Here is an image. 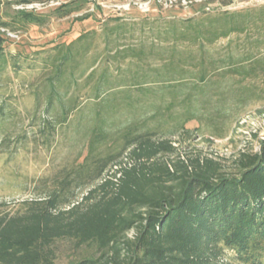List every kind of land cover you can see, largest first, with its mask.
Returning <instances> with one entry per match:
<instances>
[{"label":"trees","instance_id":"1","mask_svg":"<svg viewBox=\"0 0 264 264\" xmlns=\"http://www.w3.org/2000/svg\"><path fill=\"white\" fill-rule=\"evenodd\" d=\"M5 2L0 0V66L7 62V35L19 22L4 19ZM253 13L227 12L154 28L149 48L119 46L108 54L101 74L99 55L80 75L72 71L95 31L55 46L58 53L44 60L55 71L47 79L46 112H60L52 117L55 122L46 121L48 129L69 125L74 113L84 111L90 99L84 100L81 88L94 84L98 103L110 100L85 130L88 153L72 171L73 180L84 186L99 183L78 202L73 193V199L61 193L72 182L65 178L62 189L48 198L27 202L24 213L0 216V264H55L54 245L63 239L103 252L100 263L77 264H264V142L259 154L238 157L232 175L207 157L171 159L178 150L175 137L191 135L189 123L197 122L193 132L213 144L231 135L248 102L264 101V90L257 93V86L247 83L264 76V13ZM124 30L118 25L111 35ZM242 34L250 38L234 48L231 37ZM221 40H228L225 51L213 52ZM127 80L139 97L113 105L116 99L108 95L116 87L128 88ZM111 84L115 88L102 91ZM120 112L131 118L113 130L111 118L123 116Z\"/></svg>","mask_w":264,"mask_h":264},{"label":"rangeland","instance_id":"2","mask_svg":"<svg viewBox=\"0 0 264 264\" xmlns=\"http://www.w3.org/2000/svg\"><path fill=\"white\" fill-rule=\"evenodd\" d=\"M264 0H9L2 7L5 20L18 19L17 29L8 33V42L3 54L7 62L0 66V216L18 215L26 211V203L48 198L54 190H60L62 181H72L61 191L69 198L81 202L87 192L99 182L84 186L73 180L72 171L78 168L87 156L85 130L94 123L96 112L102 103L109 105L110 100L98 103L94 98V84L81 88L85 104L84 111L74 113L69 125L48 129L46 121L55 122L56 113H47L49 77L55 71L44 66V60L58 53L55 46L72 44L79 36L95 31L89 38L90 49L75 61L78 64L75 75L87 67L91 57L99 55L101 60L99 74L106 67L108 54L120 47L141 45L149 48L153 44L154 28H166L174 21L185 23L187 20L205 21L217 18L227 12L252 10L255 14L264 13ZM72 11V12H71ZM71 12L68 16L65 13ZM30 14L25 19L24 15ZM65 15V16H63ZM119 19V20H118ZM33 20V21H32ZM120 25L125 29L120 35H111V30ZM254 37L258 32L252 31ZM264 32V29H263ZM109 38V42L106 40ZM250 35H233V47L244 43ZM264 43V39L262 40ZM156 44V43H155ZM158 44V43H157ZM156 44V45H157ZM228 40H221L212 48L213 52L223 53ZM242 45V44H241ZM264 49V44L263 47ZM197 50V49H196ZM236 52V51H235ZM240 53L241 52H236ZM264 57V56H263ZM153 60V59H152ZM114 62V60H113ZM111 63L110 71L115 79L117 66ZM127 69L128 64H122ZM71 71H67L68 75ZM98 74V75H99ZM137 74V73H136ZM261 75V74H260ZM113 83V82H112ZM257 87L258 93L264 90V76L248 81ZM246 83V84H247ZM114 84V83H113ZM102 87V91L115 86ZM131 80L116 87L111 97L113 105L129 97L137 98V89L131 88ZM242 85V84H241ZM157 86V85H156ZM160 86L154 88L158 91ZM63 91V88H59ZM64 89L63 92H65ZM70 92V91H69ZM113 98V99H114ZM128 99V100H130ZM84 102V101H82ZM248 102V101H246ZM243 114L234 124V131L224 140L211 144L206 136L197 135L193 130L197 122L189 123L191 135L175 137L177 152L171 158L183 160L204 158L220 161L226 174L237 172V159L240 155L259 154L264 142V101L257 104L248 102ZM59 109V106H56ZM242 108H240L241 110ZM124 111V110H122ZM115 115L111 118L117 130L127 124L130 117ZM145 118V115L142 116ZM192 138V139H191ZM126 160L123 166H128ZM85 179H83L84 181ZM73 193L74 196L71 194ZM129 238L134 239L133 232ZM55 264H77L83 259L102 262L103 252L96 247H78L73 241L63 239L54 245ZM236 264V263H234Z\"/></svg>","mask_w":264,"mask_h":264}]
</instances>
